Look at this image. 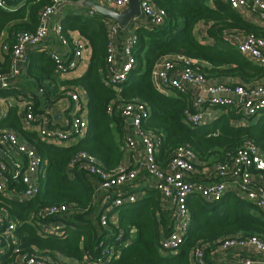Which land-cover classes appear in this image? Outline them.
<instances>
[{
  "label": "trees",
  "instance_id": "obj_1",
  "mask_svg": "<svg viewBox=\"0 0 264 264\" xmlns=\"http://www.w3.org/2000/svg\"><path fill=\"white\" fill-rule=\"evenodd\" d=\"M5 1L9 10L0 8V46L12 49L20 35L37 32L42 12L53 6V2L24 0L16 9L18 0ZM153 1L165 10L166 22L136 30L134 55L138 66L126 82L111 86L104 83L109 44L107 19L98 13L84 17L75 11L66 12L61 22V36L73 49L70 34L78 32L92 49L87 73L70 83L87 95L88 132L84 138L67 147L48 144L36 132L23 128L18 107H12L0 122L1 130L16 132L45 162L39 195L29 201H19L0 193V209L6 212L9 221L16 223L15 242L9 247L3 237L8 224H0V264H18V259L25 255L55 259L60 255L80 262L96 261L101 257L102 244L106 248L115 246L120 252L119 258L110 264H190V252L198 244L215 248L221 239L236 235L264 238V212L250 202L229 194L220 202L207 203L199 194H193L187 200L190 223L184 244L177 255H169L162 251L161 242L171 232L172 222L162 209L159 193L151 188L129 189L131 193L143 191L145 194L131 205L115 208L110 215L116 214L117 220L114 223L109 220L106 230L100 222L104 212L102 200L95 198L100 178L86 170L68 171L70 162L82 152L96 158L103 171L114 172L121 166L125 158V121L120 114L108 112L112 102L138 101L147 106L149 113L142 127L161 139L157 161L162 168L171 154L183 146L190 148L201 163L210 166L230 162L246 144H253L264 154V115L240 125L243 119L240 110L226 108L211 124L194 129L184 122L186 112L192 108L190 96L175 90L171 95H164L155 88L152 79L157 63L175 55L192 59L195 68L207 79L238 80L244 84L264 81V67L253 64L226 40L232 33L264 39V28L245 20L224 0ZM200 25L213 43H204ZM7 55L9 68L0 70L3 74L10 71L12 64L11 52ZM57 75L56 64L50 56L39 61L29 58L23 77L30 79L33 91L32 95L24 96L25 101L34 104L36 115L46 113L41 108L43 101L39 93L51 108L64 97L66 91L59 92L55 85ZM20 95L15 90H0L2 98ZM10 189L23 191L24 187L21 182L12 181ZM54 206H70V209L66 216H42ZM54 223L63 226L53 233L42 232V226L51 227Z\"/></svg>",
  "mask_w": 264,
  "mask_h": 264
},
{
  "label": "built area",
  "instance_id": "obj_2",
  "mask_svg": "<svg viewBox=\"0 0 264 264\" xmlns=\"http://www.w3.org/2000/svg\"><path fill=\"white\" fill-rule=\"evenodd\" d=\"M53 6L46 8L41 15L40 26L35 34H22L18 37L12 49L0 46V54L11 52L12 64L10 71L0 73V90L8 91L17 88L22 77L26 74L29 57L32 51L42 49L51 32L52 17L57 11L60 0H51ZM100 3L102 6L124 12L129 8L130 0H85ZM230 8L239 13L245 20L256 16L264 28V0H224ZM141 15L131 21L123 32L122 59H118V39L122 29L114 21H108L109 44L107 49V70L104 83L106 86L123 84L129 74L138 66L134 55L137 44L136 30L140 27L153 28L162 26L166 22L165 10L156 6L153 0H139ZM0 8L9 10L5 0H0ZM96 12L91 9L88 16ZM61 23L56 24V31L62 45L70 43L61 36ZM203 31V32H202ZM204 43L208 39L207 31L201 30ZM226 40L234 45L238 51L253 64L264 67V39L253 35L228 34ZM73 56L66 58L57 51L50 52L55 62L57 72L64 76L75 71L82 62L84 50L88 44L83 39H73ZM195 62L187 57L167 56L162 58L152 72L155 88L162 94L175 90L190 96L192 108L186 112L184 122L191 128H200L211 123L216 113L226 108L239 109L243 119L238 124H247V120L264 113V81L244 84L241 82H225L207 79L203 73L195 68ZM73 101L71 119L64 129L50 126L46 116L34 113V104L30 101L18 100L21 108L20 117L26 131L37 130L41 140L57 146L71 145L84 138L88 132L87 115L82 98L78 93L70 94ZM110 114H120L125 121V148L134 152L139 148L142 157L134 167L121 165L114 172L102 170L101 163L87 153H79L69 166L68 171L75 169L86 170L89 174L100 178L96 184L95 198L102 200L104 212L101 226L107 230L110 221L117 220V215L110 213L121 206L131 205L143 196V192L131 193L136 190L140 182L147 181L149 187L159 193L162 209L167 212L172 222V230L161 242L162 251L176 255L184 244L190 223V212L187 206L188 198L193 194L207 203H216L227 195L234 194L250 202L264 212V154L253 144H246L239 149L228 163L216 165L203 164L186 147L177 148L162 168L157 161L161 139L142 127L143 120L148 116L146 105L134 101L129 103L112 102L108 106ZM2 109L0 108V116ZM130 120L132 122L130 123ZM0 148L4 151L10 165L0 157V193L7 198L19 201H29L39 195V180L45 162L37 150L24 142L13 131L0 132ZM23 158V162L19 161ZM200 178V180H199ZM198 180V181H196ZM12 181H19L23 191L10 189ZM70 206H54L46 209L43 217L66 216ZM110 220V221H109ZM7 223L4 239L7 247L14 243L13 232L16 223L9 221L4 210L0 209V224ZM61 223H54L51 227L42 226V232H55L62 227ZM101 257L96 261L86 259L84 262L66 258H41L28 255L21 256L18 264H110L118 259L120 252L115 246L106 248L102 244ZM190 264H264V238L234 237L223 238L215 248L209 244H198L190 252Z\"/></svg>",
  "mask_w": 264,
  "mask_h": 264
},
{
  "label": "crops",
  "instance_id": "obj_3",
  "mask_svg": "<svg viewBox=\"0 0 264 264\" xmlns=\"http://www.w3.org/2000/svg\"><path fill=\"white\" fill-rule=\"evenodd\" d=\"M18 1L20 2V4H19V6L15 7L16 9L19 8L20 6H22V4L24 3V2H21L24 0H18ZM84 2H85V0H60V4L57 7V11H56L55 15L52 17L51 32L48 36L47 42L43 45L44 50L42 51V49H38V50L32 51L29 58H31L35 61L36 60L39 61L43 58L49 57L50 52H52V51L60 52V53H62V55L64 57H66L68 59L73 56V49L70 46L65 47L64 45L61 44L60 39H59V35L57 34V31H56V24L58 22H60V23L62 22L67 11H75V12H78L79 15H81V16L90 17L87 14L91 10V8L85 6ZM250 18H251V20H249V22L254 23V24L261 27L256 16H251ZM108 21H110V20L107 19L106 22H108ZM200 30H205V28L200 25ZM70 35H71L72 39H83L78 32H72ZM124 37H125V32H123V30H122V32L119 36V39H118V59L120 61L122 59V45H123V38ZM209 43H213V41H209ZM91 54H92V49L89 46H87V48H85V50H84L82 62L80 63V65L78 66V68L75 71L67 73L64 76H61V75L56 76L58 81L55 85H56L58 91L59 92H65L66 91V92L64 93V97L61 98L57 102L55 107L51 108V106H48L46 104V101L43 100L44 97H43L42 93L41 94L39 93V97L43 101L41 108L43 109V111H46V113L40 114V116H46L48 121H49V124H50V121L52 119L51 127L64 129L68 126L70 119H71V112H72L71 110L73 108V101H72L70 94L73 92L78 93L80 95V97L82 98V103H83V106L85 107V113L87 115L86 109H87L88 100H87L86 93L81 88L77 87L76 85H71L70 83L77 80V79L82 78L87 73V70L89 67V62L91 59ZM171 56H173V55H171ZM6 57H8L7 54L0 55V70H4V69L9 68V65L6 66ZM223 81H225V80H223ZM30 82H31L30 79L23 77L21 79L19 86L17 88L12 89V90H15L17 93L20 92L21 95L19 96V98H16V97L2 98V97H0V108L2 109V114L0 116V122L8 116L9 111L12 107H18L19 109H21L19 107V104L16 103V101L25 100L24 95H32L33 90L31 89V86L29 84ZM225 82L238 83L239 81L238 80H230V81L226 80ZM37 94H38V92H37ZM171 94H173V91H169L167 95H171ZM216 114L217 115L213 121H215L220 116L221 113L218 112ZM262 115H264V113L259 115L258 117H255L254 120L256 121ZM19 116H20V114H19ZM211 123H209V124H211ZM204 126H206V125H204ZM1 131H3V130L0 129V132ZM27 132H31V133L36 132L38 134L37 130L27 131ZM38 136H39V134H38ZM39 138H40V136H39ZM21 139L24 142H26L23 138H21ZM65 146L67 147L70 145H65ZM124 149H125V158H124V161L122 162L121 165L134 167L137 163V160L139 158H141L143 155L142 150L139 148L137 151L130 152L125 148V146H124ZM0 157L5 159L10 165H12L11 161L8 160V158L6 157L2 148H0ZM19 161L23 162L24 160L22 157H19ZM199 180H200V178H199ZM196 181H198V180H196ZM146 187L150 188L149 183L147 181H143V182H140L137 189L140 190V189H143ZM12 199L17 200L15 198H12ZM169 255H172V254L170 253ZM57 258H64V257L57 255Z\"/></svg>",
  "mask_w": 264,
  "mask_h": 264
},
{
  "label": "water",
  "instance_id": "obj_4",
  "mask_svg": "<svg viewBox=\"0 0 264 264\" xmlns=\"http://www.w3.org/2000/svg\"><path fill=\"white\" fill-rule=\"evenodd\" d=\"M84 4L104 18L117 23L122 30H125L133 19L141 15L139 0H130L129 8L122 13L108 9L97 2L85 1Z\"/></svg>",
  "mask_w": 264,
  "mask_h": 264
},
{
  "label": "rangeland",
  "instance_id": "obj_5",
  "mask_svg": "<svg viewBox=\"0 0 264 264\" xmlns=\"http://www.w3.org/2000/svg\"><path fill=\"white\" fill-rule=\"evenodd\" d=\"M244 125H246V124H244ZM147 188V187H146ZM139 193V192H138ZM170 254V253H169Z\"/></svg>",
  "mask_w": 264,
  "mask_h": 264
}]
</instances>
